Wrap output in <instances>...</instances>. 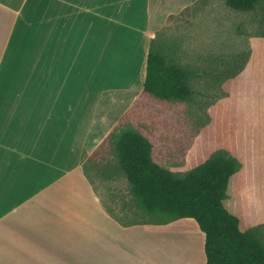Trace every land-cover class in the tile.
Segmentation results:
<instances>
[{
  "label": "crops",
  "instance_id": "1",
  "mask_svg": "<svg viewBox=\"0 0 264 264\" xmlns=\"http://www.w3.org/2000/svg\"><path fill=\"white\" fill-rule=\"evenodd\" d=\"M193 2L0 0V264H205L194 217L123 220L84 168L145 93L151 39Z\"/></svg>",
  "mask_w": 264,
  "mask_h": 264
},
{
  "label": "rangeland",
  "instance_id": "2",
  "mask_svg": "<svg viewBox=\"0 0 264 264\" xmlns=\"http://www.w3.org/2000/svg\"><path fill=\"white\" fill-rule=\"evenodd\" d=\"M157 33L161 66L182 69L190 93L165 100L145 92L128 112L129 124L154 138L155 158L176 172L217 152L230 154L237 169L224 203L245 227L264 235V76L258 68L264 60V1L240 11L225 0H194ZM184 140L190 148L185 161L179 160ZM116 155L106 141L86 164L95 188L114 205L113 214L126 221L167 218L140 208L126 176L115 168Z\"/></svg>",
  "mask_w": 264,
  "mask_h": 264
},
{
  "label": "trees",
  "instance_id": "3",
  "mask_svg": "<svg viewBox=\"0 0 264 264\" xmlns=\"http://www.w3.org/2000/svg\"><path fill=\"white\" fill-rule=\"evenodd\" d=\"M261 2L225 0L227 6L240 11L254 10ZM156 34L148 49L144 91L165 100L185 98L190 88L182 79L183 70L174 66L163 69ZM127 115L106 141L117 154L115 168L126 176L140 208L153 217L156 213H164L165 219L194 217L205 233V264H264V235L245 227L224 203L230 177L237 169L235 159L220 151L185 172L173 171L153 160L152 142L131 127ZM91 159L92 155L84 164L86 173Z\"/></svg>",
  "mask_w": 264,
  "mask_h": 264
}]
</instances>
